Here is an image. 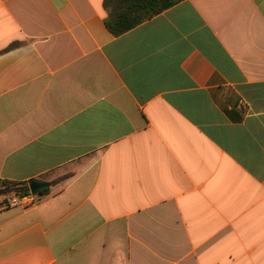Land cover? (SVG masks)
Wrapping results in <instances>:
<instances>
[{
	"label": "crops",
	"instance_id": "obj_1",
	"mask_svg": "<svg viewBox=\"0 0 264 264\" xmlns=\"http://www.w3.org/2000/svg\"><path fill=\"white\" fill-rule=\"evenodd\" d=\"M104 1L0 0V264H264V0Z\"/></svg>",
	"mask_w": 264,
	"mask_h": 264
},
{
	"label": "trees",
	"instance_id": "obj_2",
	"mask_svg": "<svg viewBox=\"0 0 264 264\" xmlns=\"http://www.w3.org/2000/svg\"><path fill=\"white\" fill-rule=\"evenodd\" d=\"M180 1L182 0H105L104 6L108 12L105 23L111 33L118 36ZM18 44L19 42L12 43L6 50ZM56 182L53 180L52 184ZM30 183L31 181L4 180L1 182L0 195L25 196L31 193ZM49 190L50 187L44 188L39 195L46 194Z\"/></svg>",
	"mask_w": 264,
	"mask_h": 264
},
{
	"label": "water",
	"instance_id": "obj_3",
	"mask_svg": "<svg viewBox=\"0 0 264 264\" xmlns=\"http://www.w3.org/2000/svg\"><path fill=\"white\" fill-rule=\"evenodd\" d=\"M51 183L43 179H35L30 183L31 193L36 195L41 192L42 189L50 187Z\"/></svg>",
	"mask_w": 264,
	"mask_h": 264
},
{
	"label": "built area",
	"instance_id": "obj_4",
	"mask_svg": "<svg viewBox=\"0 0 264 264\" xmlns=\"http://www.w3.org/2000/svg\"><path fill=\"white\" fill-rule=\"evenodd\" d=\"M36 196L37 195H34L32 193L27 194V195L22 196V197L14 196L13 199L8 201L7 205L16 204L18 201H21V200H28V201H33L34 202L36 200Z\"/></svg>",
	"mask_w": 264,
	"mask_h": 264
},
{
	"label": "rangeland",
	"instance_id": "obj_5",
	"mask_svg": "<svg viewBox=\"0 0 264 264\" xmlns=\"http://www.w3.org/2000/svg\"><path fill=\"white\" fill-rule=\"evenodd\" d=\"M2 186L1 182H0V187ZM15 195H9V196H5V195H0V199H2L3 204H6V201H9L11 199H13ZM7 198V199H6Z\"/></svg>",
	"mask_w": 264,
	"mask_h": 264
}]
</instances>
